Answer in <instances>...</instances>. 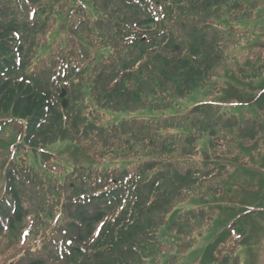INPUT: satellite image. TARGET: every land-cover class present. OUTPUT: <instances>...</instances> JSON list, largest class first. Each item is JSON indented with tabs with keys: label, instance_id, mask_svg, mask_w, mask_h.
<instances>
[{
	"label": "trees",
	"instance_id": "16d2710c",
	"mask_svg": "<svg viewBox=\"0 0 264 264\" xmlns=\"http://www.w3.org/2000/svg\"><path fill=\"white\" fill-rule=\"evenodd\" d=\"M14 1L0 5V35L36 28L45 42L60 20L68 35L29 79L22 43L16 62L0 44V110L23 104L9 120L0 113V264H190L211 228L195 264H240L245 228L264 214L263 202L237 198L244 180L264 178V33L232 26L258 1ZM31 16L46 28L20 27ZM250 37L246 57L234 55ZM197 91L215 100L134 116Z\"/></svg>",
	"mask_w": 264,
	"mask_h": 264
},
{
	"label": "rangeland",
	"instance_id": "374dc122",
	"mask_svg": "<svg viewBox=\"0 0 264 264\" xmlns=\"http://www.w3.org/2000/svg\"><path fill=\"white\" fill-rule=\"evenodd\" d=\"M4 1H8V0H2L0 2V5ZM256 1H258L257 5L262 6L261 10L260 11H254L252 14H250L252 16L250 17L248 22L235 24L232 27L235 28L237 26L238 28H241V29L248 27L255 34H257L259 32V34L262 35L264 33V0H256ZM12 3L14 5L20 7L19 0H15ZM26 6L27 5H25L24 7H26ZM31 17H32L31 19L26 17L25 19L20 21V23L22 24L20 27H26L28 29H31V28H33V24H36L37 28H40V27L46 28V23L44 21L46 17L43 16L44 17L43 18L42 16H38L35 18V20H34L33 16H31ZM232 18H234V14H233ZM24 20H26V21H24ZM34 21H36V22H34ZM34 30H25L24 29V30H22L21 33H17V35L14 33L13 34H6V35L1 34L0 35V40H5L4 42H0V44L1 43L8 44L10 46V48L7 46H4V48L12 50L11 53H9V54L3 53L2 55H4V57H6L8 59H9V57H12L13 62H16V58H17V54H16L17 44L22 43L24 49H23V53L21 55V58H23V59H20V60L26 65L27 77L24 76L25 79H29L28 77H30L31 75H34V74H40L41 75V74L45 73L43 71V68H42L43 66H41L42 60L46 58L44 56H48L49 54L54 55V52L51 53L50 51L52 50V48H54L56 40L64 39L68 35V33H67L68 29L63 26L62 20H60V22H58V24L55 27H52V29H50L51 31L53 30L52 34L55 33V35H52V34L48 35L47 40L45 42L40 41V40L44 41L45 40L44 37H40V35H37ZM235 33H236L235 42H237L238 39H240V33L246 34L244 31H241V30H239ZM245 39L239 40V42L236 43V48H235V50L232 51L234 55L239 56V57H243V58L246 57L249 50H251L253 45L256 43L255 40L251 39V37L247 41ZM257 40L259 41V39H256V41ZM249 41H250V43L247 44V42H249ZM41 46L46 47L47 50L41 49ZM47 53H48V55H47ZM39 57H41V58L44 57L40 61V67L37 66L39 60L41 59V58L38 59ZM26 60H27V62H26ZM34 65H35V70L32 71L33 70L32 68L34 67ZM18 76L23 77L22 74H18ZM47 76H50V75H47ZM47 76L39 78L40 81H45L47 79ZM14 77H15V75H14ZM32 79H33V81H35V79H37V78H35V76H32ZM0 83H1V81H0ZM40 84H42V83H40ZM43 87L48 88L44 85H43ZM55 89H57V87H55ZM16 90H17V87H16ZM51 92L54 93V91H51ZM87 95H88V93H87ZM57 96H59L58 98H60L61 100L63 99L62 103L65 102L64 108H67V106H69V108L71 107V105L73 103L72 98L70 99L68 97H64L62 94L55 95V93H54V99L55 100L57 99ZM208 98L209 99H207L206 97H204L202 95V91H197L195 94H193L192 96H190L186 100L182 101L180 104L174 106L172 109L167 110L165 113H159L158 112V113L148 114L147 112H143V113L135 114L134 116L139 117V118L140 117H146L144 119L175 116V115H179V114H183V113L187 112L188 110H190L191 108H193L197 104L212 100L213 98H212L211 93L208 94ZM213 100H215V99H213ZM22 109H23V104H20L19 102L17 104L14 102L8 111L0 110V113H2L1 115L3 117V120H9L12 118L15 110H22ZM249 111L250 110L246 109V108H243L240 111L239 110H232L230 112V115L237 114L239 117H241V116L245 117L246 114H249ZM5 113L8 115H5ZM130 116H133V115H129L127 113H124V114L120 115L119 118L124 119V118L130 117ZM12 130H14V129L8 128L5 132L6 135H9L10 131H12ZM48 132H50V131H48ZM209 141H210V139H209L208 135L204 134L201 137V140L197 142V146H198V148H200V152L204 151V149L206 148ZM58 142H59V140H56L52 145H56ZM63 143H64V145L58 143V145L62 148H60V150H57V151H61L62 149L66 148L68 146L67 142H63ZM49 146L50 145H48V148H49ZM20 151H18L20 156L26 155V154L21 153ZM57 151H55V152H57ZM26 157H28L27 160L30 159V161H31L34 158V155L33 154L32 155H26ZM38 162H40V161L38 160ZM112 165H114V164H112ZM258 180H256V181L244 180V187L242 189V192H240L239 195L237 196V198L241 201H244L247 199L249 202L255 203L254 204L255 206H259L263 202L262 206H264V178L261 177ZM248 182H250V183H248ZM241 184H243V183H241ZM25 191L28 192L27 189H25ZM25 200H26V198H25ZM212 231H213V228L207 230V232L205 233V236L201 240H199L198 245H196V247L193 248L194 251L188 256V258L185 261L190 262V264H195L201 260V257L203 256V254L205 252L204 250L207 246V243H209V240H211L213 237H215L213 235ZM245 231H246V246L243 250L241 249L239 251L240 252V258H241L240 264H264V214L260 213L257 216H255L250 221L248 226L245 228ZM167 238L169 239V234H168V237H166V239ZM0 242H4L3 236L0 237ZM1 248H2V245L0 244V249ZM161 261H163V260H161ZM167 263H168V261L165 262V264H167ZM155 264H157V263H155ZM173 264H175V263H173Z\"/></svg>",
	"mask_w": 264,
	"mask_h": 264
},
{
	"label": "water",
	"instance_id": "95a60500",
	"mask_svg": "<svg viewBox=\"0 0 264 264\" xmlns=\"http://www.w3.org/2000/svg\"><path fill=\"white\" fill-rule=\"evenodd\" d=\"M64 106H65V102H64Z\"/></svg>",
	"mask_w": 264,
	"mask_h": 264
}]
</instances>
